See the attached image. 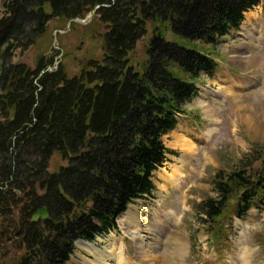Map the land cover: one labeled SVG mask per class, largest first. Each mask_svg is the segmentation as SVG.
I'll return each instance as SVG.
<instances>
[{"label": "trees", "instance_id": "obj_1", "mask_svg": "<svg viewBox=\"0 0 264 264\" xmlns=\"http://www.w3.org/2000/svg\"><path fill=\"white\" fill-rule=\"evenodd\" d=\"M264 0H9L0 20V251L5 264H65L78 240L117 229V218L143 196H154L152 173L165 162L162 141L213 76L217 46L240 29L244 13ZM100 7L104 55L70 76L41 57L37 68L13 64L47 34L52 19L70 22ZM193 17L185 21L184 14ZM203 14H206L204 17ZM189 19V18H188ZM154 24L143 71L130 54ZM181 24V25H180ZM172 34L179 42H169ZM58 55V54H57ZM56 55V56H57ZM255 152L258 148H255ZM59 154L68 164L49 172ZM251 163H248L249 165ZM215 178L216 197L199 206L200 224L214 242L226 226L264 209V163ZM46 208L48 220H35ZM7 221L6 224H1ZM3 225V226H2Z\"/></svg>", "mask_w": 264, "mask_h": 264}, {"label": "rangeland", "instance_id": "obj_2", "mask_svg": "<svg viewBox=\"0 0 264 264\" xmlns=\"http://www.w3.org/2000/svg\"><path fill=\"white\" fill-rule=\"evenodd\" d=\"M8 1L0 0V20L7 15ZM249 13L252 18L247 20L245 15L240 30H233L219 45H196L217 60V71L212 77L202 74L197 81L199 94L185 105L187 115L179 116L174 131L191 140L194 156L182 166L178 187L161 190V171L182 165V153L170 146L174 132L162 138L165 148L174 154L167 155L162 167L152 175L155 197L146 195L129 206L143 217L148 210L154 212L158 225L153 232V249L143 257L140 243L132 238L130 230L126 233L118 225V232L113 231L123 239V251L130 264H264V212L253 211L243 221L236 220L233 228L226 231L228 243L220 244L212 243L213 237L200 225L198 213L204 200L216 197L214 182L220 172L230 174L248 163V172H255L264 163V13L262 6ZM96 14L87 24L52 19L47 34L28 51L17 50L12 63L36 69L42 56L56 57L55 67L62 64L74 76L88 60L103 58L106 28ZM193 15L194 11L184 14L185 21L190 24ZM154 28L148 22L146 34L129 56L134 70L146 67ZM166 40L179 42L172 34L166 35ZM67 164L55 154L49 162V172ZM170 212L175 214L173 221L166 216ZM177 247L182 248V253ZM2 252L0 264L16 257L15 250L5 259ZM74 259L83 261L76 245L69 263Z\"/></svg>", "mask_w": 264, "mask_h": 264}, {"label": "bare ground", "instance_id": "obj_3", "mask_svg": "<svg viewBox=\"0 0 264 264\" xmlns=\"http://www.w3.org/2000/svg\"><path fill=\"white\" fill-rule=\"evenodd\" d=\"M251 18L252 13H247L246 19L250 20ZM50 70L51 72L54 71L52 68H50ZM172 139L173 142L170 146L178 149L182 153L181 162L179 161L182 165H171L170 171L162 170L158 175V178L161 181L160 187L163 191L167 190L168 187H178V181L183 175V165L186 164L188 159H191L194 156L195 152V148L192 145L191 140L177 135L176 132H174V134L172 133ZM166 216L168 219L173 221L175 214L170 212L167 213ZM155 218L156 216L154 212H150L148 210L147 216L143 217L138 211H136V209H134V206H132L128 209L126 214L118 219L120 229L124 230L126 233L130 230L132 238L140 243L141 254L143 257L148 255L154 246L153 232H155V226L157 227L158 225V221L155 220ZM242 228L245 229L246 227L242 225ZM149 237H152L151 242H148L150 239ZM123 245L124 241L121 236H117L113 233L108 235L106 239L101 237L97 238L95 243L79 241L76 246L78 254L82 257L83 261L80 262L79 260L74 259L73 262L68 264H130L125 257ZM177 251L182 253V248L177 247ZM80 252H83L85 255Z\"/></svg>", "mask_w": 264, "mask_h": 264}, {"label": "water", "instance_id": "obj_4", "mask_svg": "<svg viewBox=\"0 0 264 264\" xmlns=\"http://www.w3.org/2000/svg\"><path fill=\"white\" fill-rule=\"evenodd\" d=\"M99 9V8H98ZM94 15V12H92L89 16V18H92V16ZM77 22H80L82 24H86L87 22L86 21H81V20H78ZM36 219H48L49 218V214H48V210L45 208L43 210H41L36 216H35Z\"/></svg>", "mask_w": 264, "mask_h": 264}]
</instances>
